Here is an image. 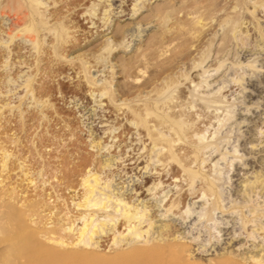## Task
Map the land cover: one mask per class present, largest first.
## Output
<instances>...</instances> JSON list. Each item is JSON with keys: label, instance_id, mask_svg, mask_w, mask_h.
<instances>
[{"label": "rangeland", "instance_id": "obj_1", "mask_svg": "<svg viewBox=\"0 0 264 264\" xmlns=\"http://www.w3.org/2000/svg\"><path fill=\"white\" fill-rule=\"evenodd\" d=\"M147 245L264 264V0H0V264Z\"/></svg>", "mask_w": 264, "mask_h": 264}, {"label": "bare ground", "instance_id": "obj_2", "mask_svg": "<svg viewBox=\"0 0 264 264\" xmlns=\"http://www.w3.org/2000/svg\"><path fill=\"white\" fill-rule=\"evenodd\" d=\"M92 175H94V174H92ZM89 177L90 176L84 178V181H83V186L85 188L86 197H84V200L82 201L83 203L79 204L77 207L78 208L79 207L84 208V209L98 208V209L104 210V209H106L107 205L103 201L104 199H101L99 197L101 195H105V194L101 193L102 190L97 191L98 190V180H97L96 176L92 177V181H91L92 183H90V181L88 179ZM96 192H99L98 198H95ZM117 202L119 203L118 205H120L121 201L116 200V203ZM121 207H122V210H121L120 214L122 215L123 219L120 223V226H121V228H122V226H125L123 231L125 232L127 230L126 232L129 233V235L131 236L130 241L135 242V240L137 241V239L142 237L143 233L146 234L148 232V230H146L144 232L140 231L139 228L136 227V225L138 226V223L136 222L137 223L136 224L134 221L139 220V222H140V220H142L144 217H145V221H146L147 215H145L143 213H139V212L137 213L136 209L130 210L129 206L127 209L125 203ZM116 212H119V210H116ZM83 221H84V224H82V227L77 231L78 233L76 232L78 234V238H76L77 239L76 242H78L80 244L82 241L84 242L83 239L86 236L88 237V240L90 242V241H92V237L94 235H98L99 233H103L105 231L104 229L106 227V224L100 222L101 224L99 226L95 225L93 216H89L86 221L85 220H83ZM132 224H133V226H131ZM121 234H123V233H120V235ZM113 241H115V240H113ZM135 243H137V242H135ZM178 248L175 246L162 247L159 245H147V246H137V247L133 246L130 253H132L133 257H135L134 264H178L177 257L181 253V250H179ZM167 256H169V257H167ZM256 260H258V259H256ZM257 263H255V264H257Z\"/></svg>", "mask_w": 264, "mask_h": 264}]
</instances>
